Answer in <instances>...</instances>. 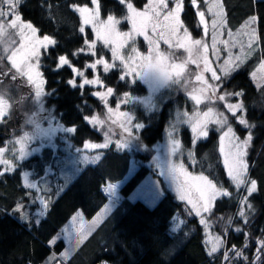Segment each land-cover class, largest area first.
I'll list each match as a JSON object with an SVG mask.
<instances>
[{
  "label": "trees",
  "instance_id": "obj_1",
  "mask_svg": "<svg viewBox=\"0 0 264 264\" xmlns=\"http://www.w3.org/2000/svg\"><path fill=\"white\" fill-rule=\"evenodd\" d=\"M147 0H131L136 8ZM90 0H23L18 5V13L25 21H30L40 31L39 35L53 37L57 44L42 51L40 71L46 81L45 91L50 95L42 97L43 106L51 109L60 125L76 126L75 133L68 134L71 146H81L84 141L98 142L103 140L101 131L86 122L84 116L101 115L103 105L101 100L92 95L93 87L85 85L83 89L73 88L67 82L75 78L79 84L86 77L99 75L106 87L115 89L110 97L113 105L115 98L125 92L134 95L143 94L145 86L140 82L131 84L128 80L119 79V70L114 68L108 73L100 65L95 70L86 69L85 65L95 62L100 57L109 58L108 50L96 42L95 55L84 44L85 37L92 41L88 28L79 32L80 19L72 5H87ZM100 16L113 15L121 19L119 28H124L126 22L125 6L118 0H99ZM223 11L226 14L225 26L228 30L237 28L248 16H256L255 24L258 35L257 49L254 54L223 81L224 87L233 92H243L236 96L238 102L244 104V116L252 128L253 139L247 149V176L257 182V191L248 197V202L254 211L247 210L248 223L239 216L243 189L234 188L220 163L215 150L217 132L213 127L207 137L197 141L193 153L201 171L217 187L226 190L230 195L217 197L208 218L212 222V231L221 235L226 241L224 249H243L248 257L243 261L234 260L230 254L228 264H253V254L258 239H264V84L256 90L249 75L259 59L264 56V0H222ZM190 34L196 35L197 26L194 9L186 0L185 12L181 15ZM85 48V51L73 56L72 53ZM67 55L72 65L84 72V77L75 76L68 66L60 70L56 68L58 56ZM95 72V74H94ZM83 93V94H81ZM180 94L174 99L179 100ZM232 99V96H231ZM171 101L160 105L156 110L145 112L140 108L135 111V121L145 125L138 130L141 151L118 150L113 144L102 149V158L95 164L82 167L73 179L55 195L50 192L51 204L41 213L32 215L34 206L29 207L27 220H20L14 213L17 202H25L26 192L23 174L29 173V178H39L44 174L47 163L54 157L49 148L43 147L38 154H32L20 161L14 171L0 176V264H41L48 255H56L64 247V242L58 239L48 245L49 240L60 227L75 212L80 211L85 219H90L106 202L103 185L121 179L127 169L130 157L134 159L136 169L120 186L119 193L123 198L107 216L91 231L68 260L60 264H223L220 250L212 256L207 253L204 244V231L194 217L182 213V203L172 193L167 191L157 200L154 206L148 207L139 200L130 201L126 196L148 173L145 162L151 159L153 144L158 141L167 122ZM14 112V111H11ZM19 114L14 112L0 122V146L19 131ZM232 129L237 136L248 132L232 120ZM180 144L189 148L191 137L182 128L179 131ZM196 167L198 165L196 164ZM161 183L160 178H157ZM60 183V181H59ZM248 195V194H247ZM246 195V196H247ZM179 213L184 223L179 230L170 235L168 232L171 217ZM239 226V231L227 230V224ZM38 221V222H37ZM247 234V237L246 235ZM247 243L248 247L244 248ZM230 252V251H229ZM55 261L52 262V264ZM264 264V254L261 257Z\"/></svg>",
  "mask_w": 264,
  "mask_h": 264
},
{
  "label": "snow or ice",
  "instance_id": "obj_2",
  "mask_svg": "<svg viewBox=\"0 0 264 264\" xmlns=\"http://www.w3.org/2000/svg\"><path fill=\"white\" fill-rule=\"evenodd\" d=\"M122 5H126L127 15L123 17L131 24V28L127 32L120 31L117 27L121 23V19H117L113 15H108L106 20L100 19V3L99 0H91V3L95 6L89 8L87 5H72L74 11L79 12L81 17L82 26L79 28L80 33L85 32L83 25H91L95 33L96 39L89 41L86 37L84 44L87 46L89 51H92L95 55L94 49L97 40L102 41L104 46H111L113 63H109L103 58L97 59L95 62L85 65L86 69L97 68V65H103V71L108 73L110 70L117 67L115 61H119V67L121 68L120 80H126L129 76L133 77L132 83L136 82V78L143 80L149 85L152 91H158L161 87H167L171 84H180L181 81L185 84L188 83L186 74L188 73V65L195 64L198 71L195 73V80L201 84V87L193 89L188 92L190 99L194 101L196 105H200L204 100H211L215 97L218 100L224 101L228 96H243L244 93H224L223 95L217 96V89L220 84L209 83V78H206L204 73L210 72V79L213 81H221V76L217 74V69L211 66L212 62L209 60L207 55L209 45L201 39L192 38L188 27L184 24L181 18L182 13L185 12L186 0H147L144 8L137 9L131 0H118ZM23 3V0H0V45H3V53H6V57L0 54V84L3 83L4 79H10L15 82L18 79L26 78V84L33 89V95L36 102L40 104L42 109L43 101L42 97L50 95L46 93L43 73L40 71L41 68V55L42 49L45 51L49 46H55L57 41L49 35H39V29L33 25L30 21H25L22 16L18 13V5ZM202 3L206 7L202 8ZM171 4V7H170ZM188 5L195 9V14L198 16L197 27L203 28L204 35L209 34V23L206 18V12L211 13V30L212 40L211 45L213 54L217 51L216 49V34L218 29H222L226 23V14L223 11L222 0H188ZM257 17L251 16L246 21L247 28L250 31H243L244 35L249 37L245 46L241 44L240 53L235 55V62L231 63L225 61L226 67L220 69L226 78L231 72L239 68L243 63L244 59L252 54L254 51V43L258 39L256 28L254 25L257 23ZM9 29L15 30L13 33H9ZM151 33V35H150ZM230 37L232 36L231 31L227 33ZM13 36H17L19 39H13ZM143 36L144 40L148 43L147 53H142L138 48L135 47V37ZM6 37V39H5ZM131 41V45L129 42ZM163 41L168 46L169 51H162L160 43ZM224 44H228V41H222ZM130 47V51L126 56L123 52L124 49ZM235 47V43H233ZM172 49H183L187 53V57L181 62H175L176 56ZM85 51L84 47H81L77 51L73 52L72 55L76 56L79 53ZM195 57V58H194ZM7 60L8 66L5 70L3 67L4 60ZM202 64V67H201ZM64 66H68L75 76L84 77V72L72 65L67 55H60L56 61V68L54 70H60ZM260 70L264 71V58H262L260 64ZM252 77L256 78V72L252 73ZM73 88L83 89L85 85H100L106 87L99 75L93 79L84 78L81 83L77 84L75 78L68 80L67 82ZM257 87H260L258 84ZM198 92V94H197ZM115 89L112 87H106V91H97L91 93L98 97L107 107V119L111 120L113 124H118L126 133L122 139L115 141V146L118 150H124L130 147L132 140H138L139 137L134 132V129H142L145 127L144 124L134 122L135 117L131 112L120 111V104H127L130 101H136L145 105V107L151 111L156 108V104L151 100L150 97H133L130 93L125 92L120 102L116 105V108L108 106L107 97L114 95ZM210 93V95H209ZM83 94V93H81ZM7 92L0 88V122L4 121V118L9 113L12 107L9 99L6 98ZM23 100V97H21ZM225 107L232 113L237 119L240 125H243L247 130L248 134L246 138L241 141L239 137L235 136L231 126L227 128V131L223 132L221 136V147L220 151L224 156V165L227 169L228 176L232 178L237 188L242 185L246 187L248 193L247 196L241 199V210L239 216L244 219V223H248L247 210L254 211L252 205L248 202V197L257 191V182L248 178V162L245 159L247 156V149L253 139L252 128L255 125H250L244 116V104L238 102L236 104L226 103ZM240 115H237V112ZM187 115V113H185ZM115 117V118H114ZM215 117V119H213ZM83 119L92 124L103 125L106 120L101 119L97 115L84 116ZM31 123H35L37 129L40 125L35 120H30ZM191 124V130L195 134L193 143L196 139L207 137V127L209 123H216L221 126L227 124V117L223 113H214L212 107H209L207 111L200 113L196 111L192 117H189L188 121ZM59 130L65 133H75L77 131L76 126L64 127L63 125L57 126ZM56 128L46 130L45 134H54ZM175 126H173L172 132H175ZM169 133V155H174L181 149L179 139L175 138ZM28 133H25L22 137L15 140L16 144L20 145L19 155L15 159H24L30 153L26 151V141L32 139ZM228 139V144L225 145V139ZM113 143L111 136L105 133V139L103 143H93L91 141H85L83 144L84 149H106ZM55 148V145H52ZM9 151L7 147H0V165L4 166L3 170H0V176L6 172L15 170L16 165L13 160L5 158V153ZM11 151L16 152L13 148ZM33 151H38L34 149ZM81 149H77L80 152ZM103 153H97L96 155L89 157L85 155L83 160L85 163H97L101 160ZM191 155V154H190ZM161 174H164L163 172ZM168 174L171 175L173 182L176 185V191L180 200H186L188 204L192 205V211L197 216H201L202 213H209L212 210V206L217 197L228 196L226 190L221 191L217 186L209 180L207 176L202 173L199 176H193L187 171L183 164H175L169 161ZM29 173L23 174L24 186L29 189L37 188V184L29 180ZM115 185L109 184L104 189L108 193H114ZM197 193L195 199L192 193ZM41 203L47 208L51 204V200L42 199ZM24 204L17 202L14 213H20V219L27 220L28 215L23 211ZM110 211L106 205L97 218L92 222L93 225L100 223L103 217ZM43 215V213H41ZM79 215V214H78ZM75 219V217H74ZM38 222V221H37ZM230 222V219H229ZM201 223H207L206 220L201 219ZM92 226L85 227L83 220L81 219V227L77 230L75 246L78 247L87 238V235L91 233ZM239 231V229H237ZM247 237V234H245ZM56 238L54 237L50 244H54ZM226 241L217 237L215 242L212 244L208 254L212 256ZM257 248L254 253L253 264H261V257L264 254V239L257 240ZM247 243L244 248H247ZM235 251L237 258H243L247 260L248 257L244 255L243 249H236L233 245L232 249L228 251ZM61 256L65 259L68 257V253H61ZM55 257L50 258V261L46 264H51V260ZM224 259L229 260L227 253L224 255ZM103 264H107L104 261Z\"/></svg>",
  "mask_w": 264,
  "mask_h": 264
},
{
  "label": "rangeland",
  "instance_id": "obj_3",
  "mask_svg": "<svg viewBox=\"0 0 264 264\" xmlns=\"http://www.w3.org/2000/svg\"><path fill=\"white\" fill-rule=\"evenodd\" d=\"M147 3V1L139 8L137 9H143L144 5ZM89 8H94L95 6L91 3L87 4ZM126 15H127V8L126 5ZM202 8L206 7L202 3ZM171 7V4H170ZM80 19V27L82 26L81 24V17L79 12L75 11ZM194 14H195V9H194ZM125 15V16H126ZM108 15L105 17H101V20H106ZM251 16H248L246 19L242 21V23L235 28L234 30H230L232 33V36L230 37L228 33V29L224 25L222 29L217 30L216 34V49L217 51L215 54H213L212 50V30H211V19L212 15L211 13L206 12V18L208 19L209 23V34L204 35L203 28L197 27V33L196 35H192V38L194 39H201L203 38L204 41L209 45V50H208V57L209 60L212 62L211 66L215 69H217V74L221 76V81H213L210 79L211 73L206 72L204 73L206 78H209V83L212 84H220V87L217 89V96L223 95L224 93H234L232 89H227L223 85V81L227 79L233 72L230 73L226 78L224 77L223 72L220 71L222 67H226L225 61H229L230 64L235 62V55L236 54H241L240 53V47L241 44L245 46V51H247V43L249 40V37L247 35L243 34V31H250V29L247 28L246 21L249 20ZM198 16L195 14V21H196V26L198 22ZM126 26L122 29L119 28V25H117L118 29L123 32H127L130 30L132 27L131 24L125 20ZM84 28H88L92 34V40L96 39L95 33L92 29L91 25H83ZM255 27V25H254ZM9 33H13L15 30L9 29ZM151 35V33H150ZM13 39H16L18 41L17 36H13ZM6 39V37H5ZM222 41H228V44L222 43ZM97 43H100L104 46L102 41L97 40ZM233 43H235V47H233ZM131 45V41L129 42ZM109 53V58L106 59L105 57H100L103 58L104 60L108 61L109 63H113L112 59V52H111V46H104ZM135 47L139 49L140 52L142 53H147L148 49V43L147 41L144 40L143 36H136L135 37ZM160 48L162 51H169L168 46L161 41L160 43ZM257 49V40L254 43V51L250 56H248L244 61H246L249 57H251L255 50ZM41 51H45L42 49ZM130 51V47L127 49H124L123 52L127 56ZM171 51L175 52L176 60L175 62L179 63L183 59L187 57V53L183 49H172ZM0 54L5 55L6 53H3V45H0ZM243 56V54H241ZM195 58V57H194ZM261 57L259 59V62L254 66V69L251 71L249 77L255 87L256 90H258L263 84H264V71L260 70V64L262 61ZM117 64V69L119 70V75H121V68L119 67L120 62L115 61ZM8 62L5 59L3 62V67L7 68ZM101 68H103V65H100ZM202 67V64H201ZM198 71L197 66L195 64H189L188 65V73L186 74V78L188 80V83L185 84L183 80L181 81L180 84H171L170 86L167 87H161L159 88L158 91H152L149 87L148 84H146L143 80H140L139 78H136V82H140L145 86V92L143 94H138L134 95L130 93L131 96L133 97H145L148 98L150 97L151 100L156 104V108L153 110H156L160 107V105L166 103V101H171L170 103V111H169V116L167 119L166 124L164 125L163 128V133L161 138L156 141L152 148L154 149L153 155L150 160L145 162V166L148 168V173L144 175V177L139 181V183L131 190V192L126 196V199L130 201L134 200H139L142 203H144L148 207H152L155 205L157 200L164 194L165 191L172 193L174 197L182 203V213L187 217H194L197 222L202 226L203 231H204V244L207 250V253L209 252L210 248L212 247V244L215 242L216 238L219 237L223 240V237L215 232L212 231V222L208 218L209 213H202L201 216H197L194 211H192V205L188 204L186 200H180L178 198V193L176 191V185L173 182L171 175L168 174V164L169 161L175 164H183V166L187 169L189 173H191L193 176H199L201 173L205 176V174L201 171L199 163L197 162L200 159H196L193 153V147L195 143L203 138H199L195 140V143H193L194 140V133L191 130V124L186 122L188 121L189 117H192L193 113L196 111H199L200 113H203L207 111L209 107H212L214 110V113H223L224 116L227 117V124L226 125H219L216 123H209L207 127V131L209 132L210 129L213 127V129L217 132L216 135V141H215V150L218 154V157L220 159V163L225 171L226 176L229 179V183L231 186L233 185L234 188H237L234 181L232 180L231 177L228 176L227 169L225 168L224 165V156L220 151L221 147V136L223 135V132L227 131V128L229 126L232 127V120L235 123H238L237 119L232 115L230 111L225 107L226 103H231V104H236L238 103L236 96H228L226 97V100L221 101L213 97L211 100H204L203 103L200 105H196L192 99L189 98L188 92L192 91L193 89H199L201 87V84L195 80V73ZM256 72V78L254 79L252 77V73ZM95 74V72H94ZM95 75L90 77L89 79H93ZM128 82L131 84V81L133 80L132 76H129L127 78ZM82 82V81H81ZM260 85V87H257V85ZM94 89L93 92L97 91H106V87H101L100 85H91ZM0 88H3L7 92L6 98L9 99L10 104H12L11 109L9 110V113L5 118H8L13 114L14 112H17L19 114L18 119L20 118V123H19V131L18 134L15 136L9 137L0 147H7L9 151L5 153V158L13 160L14 164L17 166V164L24 160L25 158L29 157L32 154H38L39 151L43 147L49 148V150L53 153L54 152V157L50 163H47L44 174H42L39 178H29V180L33 183L37 184V188L34 189H29V192H26L25 195L27 196V199L24 204V209L23 211L25 213H29L30 209L29 207H33L35 211H32V215L34 216L35 214H39L43 211L45 208L44 205L41 203L42 199L45 200H50V192L53 191L55 195L59 193L61 189H63L72 179L73 177L78 173V171L84 167L87 164H93V163H85L83 160V157L85 155L92 157L96 155L97 153H101L102 149H84L82 143L81 146H71L70 141L68 140V134L65 133L61 130L58 129V125H60L55 118L54 114L52 113L51 109L45 108L44 106L40 107V104L35 101L34 95H33V89L26 84V78H21L18 79L17 81L13 82L10 79H4L3 83L0 84ZM92 92V93H93ZM180 94L179 100H175L174 97ZM198 94V92H197ZM210 95V93H209ZM21 97H23V100H21ZM110 97H107L108 100V106L112 107L113 109L116 108V105L120 102L121 98L123 95L116 97L114 100L115 102L113 105L110 104ZM43 101V99H42ZM102 102V101H101ZM103 105V111L101 115L99 116L101 119L106 120V123L103 125H96L94 128H97V130L101 131L103 135V140L98 141V142H93V143H103L105 139V133H108L111 136V139L113 141V144L115 146V141L120 140L123 138V136H126V133H123V130L119 127L118 124H113L111 120L107 119V107L105 104L102 102ZM137 108H140L141 110L145 112H150L145 105L138 103L136 101H130L127 104H120V111L122 112H131L133 116H135V111ZM151 110V111H153ZM14 111V112H11ZM187 113V115H185ZM241 113L238 111L237 115H240ZM115 118V117H114ZM215 119V117H213ZM30 120H35L36 122L39 123L40 127L37 129L35 123H31ZM93 126L92 124H90ZM245 128L243 125H240ZM173 126H175V132H172ZM51 128H56L57 130L55 131L54 134H45L46 130H49ZM186 129L191 137V143L189 148H183L181 146L180 151H178L174 155H169V133L172 132V135L179 139V131L180 129ZM139 130V129H138ZM138 130L134 129V132L138 136ZM235 133V136H237L236 132L233 130ZM25 133H28L29 136L33 137L32 139L26 141V151H28L30 154L27 155L24 159H15L19 155V148L20 145L15 143V140L19 137H22ZM248 132L243 133L239 139L243 141ZM139 137V136H138ZM180 141V139H179ZM92 142V141H91ZM225 145L228 144V139L226 138L224 141ZM52 145H55V148L52 147ZM116 147V146H115ZM13 148H15L17 151L13 152L11 151ZM144 146L140 144V140H132L130 147L127 149H124L126 151L132 152V151H141L143 150ZM34 149H38V151H33ZM77 149H81L80 152H77ZM191 154V155H190ZM246 159V158H245ZM196 164L198 167H196ZM2 165H0V170H3ZM136 169V164L134 162V159L130 157L128 161V169L125 173V175L114 182H107L103 185L102 189L103 192L105 193L107 200L104 203V206L100 209L99 213L97 215L88 220L85 219L80 211H75L69 218L68 220L60 227V229L57 231L56 234L52 236V238L49 240L51 241L54 237L56 238V241L58 239H61L64 242V247L56 255L50 254L48 255L46 261L41 264H46V262L50 261V258L55 257L54 260H51V264L53 261H55L53 264H60V261H66L68 260L69 256L73 253V251L76 249L75 246V240H76V234L77 230L80 229L81 227V219L83 220L85 227L91 225L92 230L99 224L93 225L92 222L95 218H97L98 214L102 212V210L105 208L107 205L110 209V211L115 208V206L118 204V202L123 198V196L119 193V188L120 186L126 181V179L134 172ZM164 174H161V173ZM157 178H160L161 183L158 181ZM60 181V183H59ZM112 184L115 185L114 193H108L104 189L107 187V185ZM221 191H225L223 188H219ZM239 189V188H238ZM243 189V197L246 196L248 193L246 191L245 186L240 187V191ZM193 198L197 196V193L193 192L192 193ZM16 207V206H15ZM15 207L13 209H15ZM109 211V212H110ZM108 212V213H109ZM31 213V212H30ZM29 213V214H30ZM107 213V214H108ZM19 214V219H20V213ZM79 214V215H78ZM107 214L103 217V219L107 216ZM75 217V219H74ZM102 219V220H103ZM201 219H204L207 221V223H201ZM24 221V219H20ZM184 223V220L182 216L179 213H175L169 222V227H168V232L170 235H174L181 225ZM236 231L239 229V226H234V224H230L228 222L227 224V230L231 229ZM91 230V231H92ZM88 236V235H87ZM48 245H52L48 242ZM225 244L219 248L217 252L220 251L222 259H224L225 253L230 254V256L234 259L237 260L235 256V251H228L223 248ZM258 246V245H257ZM256 246V248H257ZM255 248V251H256ZM67 252L68 257L67 259L63 258L61 256V253ZM243 261V258H240ZM253 259H254V254H253ZM229 260H225L223 264H228Z\"/></svg>",
  "mask_w": 264,
  "mask_h": 264
},
{
  "label": "crops",
  "instance_id": "obj_4",
  "mask_svg": "<svg viewBox=\"0 0 264 264\" xmlns=\"http://www.w3.org/2000/svg\"><path fill=\"white\" fill-rule=\"evenodd\" d=\"M103 206H104V205H103ZM103 206H102V207H103ZM102 207H101V208H102ZM101 208H100V209H101ZM100 209H99V210H98V211H97V212H96V213H95L90 219L94 218V217L97 215V213H99ZM90 219H88V220H90Z\"/></svg>",
  "mask_w": 264,
  "mask_h": 264
},
{
  "label": "built area",
  "instance_id": "obj_5",
  "mask_svg": "<svg viewBox=\"0 0 264 264\" xmlns=\"http://www.w3.org/2000/svg\"><path fill=\"white\" fill-rule=\"evenodd\" d=\"M103 263V262H102Z\"/></svg>",
  "mask_w": 264,
  "mask_h": 264
}]
</instances>
